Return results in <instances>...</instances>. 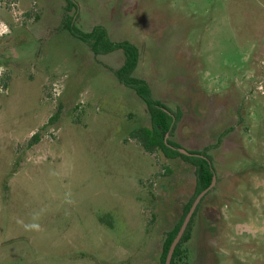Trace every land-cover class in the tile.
<instances>
[{
  "label": "rangeland",
  "instance_id": "374dc122",
  "mask_svg": "<svg viewBox=\"0 0 264 264\" xmlns=\"http://www.w3.org/2000/svg\"><path fill=\"white\" fill-rule=\"evenodd\" d=\"M74 2L0 0V264H161L197 194L191 163L133 137L151 118L124 52L95 56L67 15L135 44L133 76L182 113L169 139L211 158L184 264H264V0Z\"/></svg>",
  "mask_w": 264,
  "mask_h": 264
},
{
  "label": "trees",
  "instance_id": "16d2710c",
  "mask_svg": "<svg viewBox=\"0 0 264 264\" xmlns=\"http://www.w3.org/2000/svg\"><path fill=\"white\" fill-rule=\"evenodd\" d=\"M66 9L68 13H71L78 10V5L76 2H74V0H67ZM76 20L77 19L75 16L67 15L64 19L62 29L67 30L75 38L88 44L95 56L107 55L116 51L124 52L125 61L123 66L113 72L122 85L127 88L133 89L143 100V102L147 106L151 118V126L136 130L133 134V137L141 143V146L147 152L154 153L156 151H162L169 158L181 157L187 162L191 163L197 169V194L194 196L191 202L187 204L184 215L182 216L176 227L166 235L164 250L161 259V264H165L170 247L174 239L177 237L194 201L199 194H201L211 185L213 181L214 171L211 158L208 155L207 151L192 152L194 154L204 155L205 157H207V159L198 156H186L184 154H181L177 149L181 148V146L171 139L168 140V144L166 143L165 137L167 133H170V136H173L176 129V123L181 119L182 113L174 112L166 107L161 101L155 100L149 83L144 79H138L133 76L140 61L139 48L129 41H113L109 35L108 30L104 26H96L91 32L85 33L76 26ZM57 117L58 114L56 118ZM56 118L52 117L51 121H55ZM33 138L38 139V134H35ZM169 145L174 146L176 149L171 148ZM197 210L194 213V216L181 242L176 248L171 264L186 263L187 250L184 248V246L191 240L193 223L196 217Z\"/></svg>",
  "mask_w": 264,
  "mask_h": 264
},
{
  "label": "water",
  "instance_id": "95a60500",
  "mask_svg": "<svg viewBox=\"0 0 264 264\" xmlns=\"http://www.w3.org/2000/svg\"><path fill=\"white\" fill-rule=\"evenodd\" d=\"M169 137H170V133H167L166 137H165V141L166 143L168 144V140H169ZM171 148H175L174 146L172 145H169ZM176 149V148H175ZM179 150V152L181 154H184L186 156H198V157H202V158H205L207 159V157H205L204 155H200V154H194L192 152H189L187 150H184L182 148H177ZM216 183V177H215V174H214V177H213V181L211 183V185L206 189L204 190L201 194H199L196 198V200L194 201L190 211L188 212L184 222H183V225L177 235V237L174 239L171 247H170V250L168 252V255H167V258H166V263L165 264H171L172 263V260H173V256H174V253L176 251V248L177 246L179 245V243L181 242L186 230L188 229L189 227V224L194 216V213L196 212L199 204L201 203L202 199L204 198V196L213 188L214 184Z\"/></svg>",
  "mask_w": 264,
  "mask_h": 264
},
{
  "label": "flooded vegetation",
  "instance_id": "af4514ba",
  "mask_svg": "<svg viewBox=\"0 0 264 264\" xmlns=\"http://www.w3.org/2000/svg\"><path fill=\"white\" fill-rule=\"evenodd\" d=\"M214 227L221 229V223H220V218L216 219V221L213 224Z\"/></svg>",
  "mask_w": 264,
  "mask_h": 264
}]
</instances>
